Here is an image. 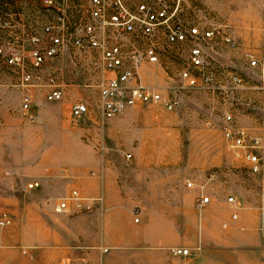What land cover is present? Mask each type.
Masks as SVG:
<instances>
[{"label": "rangeland", "instance_id": "obj_1", "mask_svg": "<svg viewBox=\"0 0 264 264\" xmlns=\"http://www.w3.org/2000/svg\"><path fill=\"white\" fill-rule=\"evenodd\" d=\"M46 8L44 0H0V217L11 218L8 226H0V264H43L52 230L78 238L70 248L81 253L91 249L81 243L88 237L108 242L145 236L156 243L141 246L171 257H176L172 247L189 248L193 264H264V169L254 174L243 149L231 147L222 128L224 115L231 113L234 125L264 138L263 77L248 65V55H259L264 44V0H184L177 22L228 33L238 45L228 46L220 34L202 42L213 80L198 86L181 76L184 69L193 70L192 41L170 45L159 39V61L153 63L143 57V39L123 36L128 50L130 42L139 44L137 81L179 103L173 110L138 104L104 127L98 85L116 72L77 63L73 49L74 63L31 66L29 52L37 47L31 38L43 37L40 33L56 23L49 21ZM14 53L24 56L23 66L8 62ZM26 72L40 78L31 88L35 123L21 113L20 82ZM235 74L241 83L233 81ZM50 78L65 91L60 101L46 98ZM76 101L91 109L80 121L70 115ZM102 158L113 169L109 183L95 171V161ZM33 181L40 185L29 189ZM107 185L114 206L104 209ZM75 189L88 200L100 191L103 202L80 211L71 203L67 212H55L54 204ZM202 194L210 202L199 208ZM231 195L236 203L228 201ZM101 246L109 251L112 245Z\"/></svg>", "mask_w": 264, "mask_h": 264}, {"label": "built area", "instance_id": "obj_2", "mask_svg": "<svg viewBox=\"0 0 264 264\" xmlns=\"http://www.w3.org/2000/svg\"><path fill=\"white\" fill-rule=\"evenodd\" d=\"M85 7L86 18H76L72 11L76 7L74 0H44L47 8L56 10L59 15L56 23L45 29L49 35L51 44L39 47L43 41L40 35H34L31 41L37 46L30 50L29 57L33 69H41L45 63L57 58L66 48L80 51L92 50L99 53L98 57L92 56L91 65L102 67L104 70L114 71V77L98 85L100 95V107L98 116L100 126L104 127L108 121L123 113L127 108L144 103H160L168 110L177 107V97L167 98L161 92L153 90L137 81V65L141 59L136 48L128 50L122 42L110 41L108 35L127 36L141 38L145 42L143 57L149 62L159 61V39L165 38L170 45L184 44L192 41L190 49L189 67L182 71V78L191 86H198L200 82L213 80L212 74L206 71V57L202 46L203 41L214 39L220 34L222 40L230 47L238 45L235 39L228 33L208 29L202 31L198 26L185 28L177 19L183 11L184 0H87ZM248 65L256 68L263 77L261 89L264 93V44L260 54H249ZM8 62L23 66L25 58L20 53L10 54ZM33 73L26 72L21 78L22 87V117L29 123H35L37 114L32 109L33 94L31 88L38 85ZM233 81L241 83L240 75H232ZM49 91L46 98L48 101H60L64 98L63 87L56 83L54 78L49 79L47 84ZM91 109L87 102L76 101L72 104L70 115L74 121H80L87 117ZM223 133L235 149H243L244 158L249 163L250 170L254 174H260L264 169V138L260 135L251 134L246 127L233 124V115H224ZM131 160L132 154L126 155ZM40 182L33 181L28 184L29 189L37 188ZM189 187L193 186L188 181ZM86 197L77 189L54 204L57 213L67 212L71 209V203L75 210L84 208L91 209L103 202V194L93 198L94 204H86ZM230 203H236L233 195L228 197ZM210 202L208 195L202 194L198 200V207L203 208ZM264 220V206L261 207ZM237 219L238 214L234 213ZM136 221H139L136 218ZM11 223L7 213L0 217V226L5 227ZM171 253L176 256H188L190 249L182 246H174ZM105 251H108L105 249ZM27 253V251H24Z\"/></svg>", "mask_w": 264, "mask_h": 264}, {"label": "crops", "instance_id": "obj_3", "mask_svg": "<svg viewBox=\"0 0 264 264\" xmlns=\"http://www.w3.org/2000/svg\"><path fill=\"white\" fill-rule=\"evenodd\" d=\"M74 4L76 7L73 8L72 11L76 14V18H86L84 9L87 6L88 1L74 0ZM45 11L50 22L57 20L59 13L56 10L46 8ZM40 34L43 36L44 41L38 45L39 47H46L47 45L51 44L49 35L44 33V31ZM107 37L110 39V41H118L123 43V36L108 35ZM160 39L165 41L164 37H161ZM138 46L139 44L136 43L135 45L133 42H130V46L127 45L126 47L129 49H137ZM73 50H76L74 53H76L78 57L77 63H90L92 56H99V53L93 52L92 50ZM71 51L72 50L69 48L64 49V51L60 54L62 58H57L54 61L52 60L50 63H74L71 60ZM95 164L98 166L95 170L97 175L101 176L102 179L104 178L103 180L106 178V183H109L113 174V169L111 168L110 163L102 158L95 161ZM93 181L96 183V180L93 179ZM107 187L105 201L101 206L104 209L114 206L113 199L111 197L112 193L110 186L107 185ZM92 193L93 195L90 196L91 198L89 200L86 198L84 199L86 204H94L93 198L101 194L100 191L96 192V190ZM99 210L100 209L96 210L94 213L100 212ZM49 241L52 245L51 251L45 254L43 264H193V258L190 257L192 254L190 256L171 257L160 248L141 246L156 243L154 239H150L145 236H118L114 240L108 242L99 236L88 237L84 242H81L91 245V249L87 253H81L76 249L73 250L70 248V244L79 243L78 238L68 237L64 234L60 236L55 230H52ZM107 243L111 244L112 246L111 250L108 247L109 251L105 252L104 249L107 247H103L101 245ZM120 244H127L131 246L125 248L119 246L116 247L118 249L113 250V245ZM83 260L87 261V263H83Z\"/></svg>", "mask_w": 264, "mask_h": 264}]
</instances>
